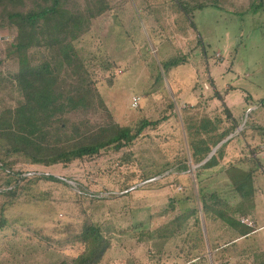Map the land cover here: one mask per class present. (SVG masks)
Listing matches in <instances>:
<instances>
[{"label":"rangeland","instance_id":"374dc122","mask_svg":"<svg viewBox=\"0 0 264 264\" xmlns=\"http://www.w3.org/2000/svg\"><path fill=\"white\" fill-rule=\"evenodd\" d=\"M50 2L26 0L24 8ZM260 3L63 1L59 17L70 13L71 21L80 18L82 24L71 41L73 63L62 64V86L78 99L79 86L88 78L92 91L85 107L58 117L67 135L57 147L66 148L109 124L164 120L144 130L128 148L104 149L68 165L33 164L22 155L1 154L14 177L22 174L25 179L17 183L0 169V191H15L0 194V218L5 221L0 264H75L86 250L81 238L90 224L100 227L109 244L97 264H264V228L238 244L225 222L241 221L240 214L255 198L254 227L264 224V168L235 165L228 172L219 163L201 170L191 169L196 164L190 161V170L177 173L189 155L191 136L215 135L231 126L224 104L237 116L247 114L237 129L250 119L264 120ZM17 33L16 27L0 28V112L22 100L10 79L19 70L17 57L9 55ZM59 51L43 42L29 54L33 62L55 64L63 61ZM175 57L186 60L166 66ZM216 90L229 91L224 103L215 98ZM135 96L140 97L137 106ZM203 119L220 121L218 130L205 133ZM41 174L63 182L35 181ZM204 195H213L207 213ZM217 246L225 252L214 262L212 248Z\"/></svg>","mask_w":264,"mask_h":264},{"label":"trees","instance_id":"16d2710c","mask_svg":"<svg viewBox=\"0 0 264 264\" xmlns=\"http://www.w3.org/2000/svg\"><path fill=\"white\" fill-rule=\"evenodd\" d=\"M63 1L51 0L48 4L39 3L36 6L24 8L26 0H0V28L7 26L18 29L16 37L10 43L9 55L17 57L19 70L10 79L13 80V86L22 96L18 106L7 107L0 112V169L8 172L17 183L25 177L22 174H19L18 178L14 177V172L9 168V164L5 162L2 155L7 157L11 154L22 155L33 164L50 166L62 163L68 165L75 160L98 156L104 149L112 148L121 151L128 148L142 135L144 130L149 127H157L164 120V118L142 119L136 126L109 124L101 127L92 135H83L78 142L66 148L57 147L67 135L66 128L61 121L58 122V117L68 110L77 109L79 106L85 107L87 93L92 91L91 86L87 85L88 78L82 80L83 84L79 86L81 94L78 99H74L71 92L66 91L62 86V64L73 63L71 41L75 37L77 28L82 24L80 18L79 21H71L70 13L63 20L59 17ZM259 6L264 7V0H261ZM41 38L42 40H40ZM43 42L53 49L60 48L59 52L63 61L59 59L60 62L55 64L46 59H42L41 62H33L29 50L34 45ZM57 45H61V47H57ZM185 60V57H175L168 60L166 66L176 67ZM1 64H3L2 59H0ZM217 97L224 103L223 95L217 94ZM224 105L231 126L215 135L191 136L188 143L189 155L186 153L179 163L178 174L190 170V161L195 164L202 163L213 148L236 132L238 123L233 121L230 109L226 104ZM218 122L220 121L203 119L200 128L205 133H207L206 131H217ZM74 133L76 132L74 131ZM79 135H82L80 129ZM227 142L197 169L202 170L219 165ZM161 173L159 172V174ZM149 178L151 176L145 177L143 180ZM34 180L63 182L61 178L50 174L36 175ZM14 192L13 190L0 191V194ZM211 196L213 195L203 196V210L206 213L211 210ZM4 225V219L0 218V228ZM81 240L85 242L86 250L77 257L75 264L99 263L109 248L108 241L101 233L100 227L94 224L87 225L83 230ZM212 249L216 250L213 255L214 262H216L220 257L219 253L225 252V250L221 251L222 248L220 249L218 246Z\"/></svg>","mask_w":264,"mask_h":264},{"label":"crops","instance_id":"0c3cea01","mask_svg":"<svg viewBox=\"0 0 264 264\" xmlns=\"http://www.w3.org/2000/svg\"><path fill=\"white\" fill-rule=\"evenodd\" d=\"M212 82H214V79H212ZM230 88L232 87L230 86ZM216 91L217 94H221L219 90ZM227 92L229 93V91ZM228 93L221 95H223L225 99ZM250 104L253 105L252 101H250ZM231 113L233 121H236L238 125L240 124V119L242 120L244 115L247 116V114L237 116L232 111ZM225 117H227L226 114ZM228 140L230 141L227 142ZM228 140L226 141L227 143L225 145L223 156L220 159V163L226 166L225 168L228 172L235 165L244 167L249 164L252 166L259 164L260 167L264 168V120L258 121L254 118L252 120L250 119L249 123H246L244 128L239 127L235 133L229 136ZM256 207L257 203L255 198H253V202L251 204L249 202V204L245 207V213L240 214V216L252 219L254 221V226L257 224L258 219ZM225 220L226 224H229L231 229L235 231V243L238 244H244V242L250 239L254 233H258L261 228H264V224L261 227L248 226L239 221V218L235 220L226 218Z\"/></svg>","mask_w":264,"mask_h":264},{"label":"water","instance_id":"95a60500","mask_svg":"<svg viewBox=\"0 0 264 264\" xmlns=\"http://www.w3.org/2000/svg\"><path fill=\"white\" fill-rule=\"evenodd\" d=\"M228 139H229V137L224 139L223 141H221L215 148H213V150L211 151L209 156L202 163L196 164V165H191V169L192 168L196 169L197 167H199V166L203 165L204 163H206Z\"/></svg>","mask_w":264,"mask_h":264},{"label":"built area","instance_id":"2783aa9c","mask_svg":"<svg viewBox=\"0 0 264 264\" xmlns=\"http://www.w3.org/2000/svg\"><path fill=\"white\" fill-rule=\"evenodd\" d=\"M139 102H140V97L135 96V97L133 98V105H134V106H137V105L139 104ZM241 222H242L243 224L248 225V226L254 227V221L251 220V219H249V218H247V217H242Z\"/></svg>","mask_w":264,"mask_h":264}]
</instances>
